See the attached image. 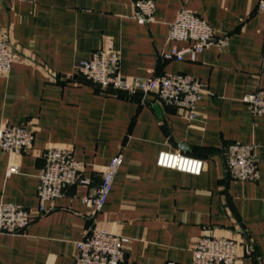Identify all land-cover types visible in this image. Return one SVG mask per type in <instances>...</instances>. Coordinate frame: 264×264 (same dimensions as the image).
<instances>
[{
	"label": "crops",
	"instance_id": "obj_1",
	"mask_svg": "<svg viewBox=\"0 0 264 264\" xmlns=\"http://www.w3.org/2000/svg\"><path fill=\"white\" fill-rule=\"evenodd\" d=\"M153 21L133 19L136 0H0V33L9 32L17 59L0 75V129L21 125L35 133L33 149L0 147V204L39 208V173L50 148L72 149L83 175L100 184L118 154L123 163L103 210L82 202L89 188H67L47 204L24 234L0 233V264H75L76 243L91 226L129 239L123 264H191L206 234L248 242L253 254L237 264H264V116L243 98L264 89V11L260 0H154ZM206 20L225 47H210L194 62L166 61L184 43L168 40L178 12ZM101 48L119 55L121 72L151 78L195 77L205 93L197 115L166 106L155 95L101 92L78 74L81 61ZM231 142L257 147L259 179L233 180L225 150ZM162 151L202 159L200 176L161 168ZM16 167L17 173L8 174Z\"/></svg>",
	"mask_w": 264,
	"mask_h": 264
},
{
	"label": "built area",
	"instance_id": "obj_2",
	"mask_svg": "<svg viewBox=\"0 0 264 264\" xmlns=\"http://www.w3.org/2000/svg\"><path fill=\"white\" fill-rule=\"evenodd\" d=\"M5 1V0H1ZM136 13L133 16L140 24L153 21L156 3L154 0H136ZM260 11H264V0H260ZM168 40L184 43L179 48L173 46L164 52L166 61H191L210 47H225L228 35H218L203 18L189 9H181L171 24ZM17 59L16 47L8 31L0 33V75L10 74ZM78 74L90 81L101 92L123 97L141 95L142 101L155 95L166 106H173L188 113L190 119L196 117V107L202 100L204 85L195 77L183 73H170L160 77L139 78L122 74L118 53L113 48H101L90 59L78 65ZM243 102L254 116H264V89L246 95ZM35 133L21 125L5 123L0 129V147L10 154H24L33 149ZM226 170L235 181L247 182L259 179V159L257 147L251 144L231 142L225 150ZM44 166L39 173L37 214L22 206L0 204V233L9 235L24 234L32 221L47 211V204L65 195L67 188L84 186L89 188L82 202L90 208L92 217L100 213L108 201L113 183L118 174L123 156L118 154L102 171L99 185L91 187L92 181L83 175L84 167L72 149L50 148L43 154ZM157 165L194 176H200L205 162L180 152L162 151L157 157ZM17 173V168L9 169L8 174ZM129 239L114 234L108 229L91 226L84 238L76 243L78 253L75 264H123L125 249ZM245 256L254 252L250 243L230 237L206 234L197 239L193 249L191 264H237L241 251ZM175 264V263H169Z\"/></svg>",
	"mask_w": 264,
	"mask_h": 264
}]
</instances>
